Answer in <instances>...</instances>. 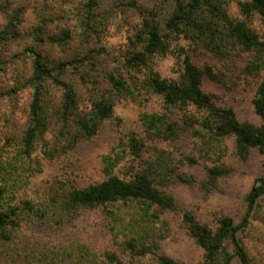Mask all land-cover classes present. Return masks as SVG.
Here are the masks:
<instances>
[{
    "label": "trees",
    "instance_id": "1",
    "mask_svg": "<svg viewBox=\"0 0 264 264\" xmlns=\"http://www.w3.org/2000/svg\"><path fill=\"white\" fill-rule=\"evenodd\" d=\"M126 1L107 0L106 5L105 0H47L54 14H61V20L67 19L69 24L56 33L50 31L42 10L37 17L35 36L40 43L29 50L31 75L25 83L32 92L30 122L19 139L7 138L0 144V264H125L115 251L98 254L70 231L88 213H95L103 233L132 257L153 256L152 264H177L160 253L171 234L165 213L178 209L167 190L197 184V177L184 171L196 166L197 160L189 156L177 159L161 144L176 143L181 127L193 132L199 140L200 157L212 163L204 184L208 193L220 179L232 174L225 163L231 150L229 140L242 160H247L252 150H259L264 167V80L253 100L261 125L242 122L233 108L217 105L203 88L205 80L224 86L223 74L212 65L200 67L191 56V51L199 50L219 56L233 44L250 54L242 77L248 81L258 78L264 71V36H259L249 21L258 15L264 22V0H172L162 21L143 0H131L125 10L137 14L139 23L129 37L127 56L107 75L109 89L75 120L71 138L38 153L39 136L54 120L68 124L78 110L70 72L91 61L90 55L83 54L87 46L100 38L111 19L126 15L124 9L115 13L112 8ZM234 2L242 19L230 13ZM16 15L10 28L17 25ZM76 35L83 45L77 55L65 61H53L46 55V46L68 47ZM172 55L181 60L179 76L165 78L157 60ZM54 88L60 99L49 113L45 97ZM153 98L159 99L160 109L142 111L139 129L120 133L100 158L98 179L77 181L64 173L36 183L52 162L97 138L103 126L115 119L122 100L143 107ZM150 145L153 154L147 156ZM245 202L240 221L225 216L215 229L197 221L192 212L183 213L190 237L204 251L203 264H260L250 254L243 234L264 202V179H257Z\"/></svg>",
    "mask_w": 264,
    "mask_h": 264
},
{
    "label": "rangeland",
    "instance_id": "2",
    "mask_svg": "<svg viewBox=\"0 0 264 264\" xmlns=\"http://www.w3.org/2000/svg\"><path fill=\"white\" fill-rule=\"evenodd\" d=\"M105 1L108 5L107 0ZM130 2L133 1L118 2L112 6L115 13L124 9L126 15H117L111 19L100 38L94 39L93 45H88L86 52L83 53L90 55L91 61L70 72L69 80L76 88L79 108L68 124L54 120L49 129L39 136L38 153L48 145L52 148L53 145L60 146L67 138H71L76 131L75 120L87 113L92 102L109 89L107 75L127 56L129 37L139 23L137 14L125 10ZM142 2L146 8L153 9L157 19L162 21L169 11L172 0ZM41 10L51 32L56 33L69 25L67 19L61 20V14H54L47 0L26 2L0 0V144H3L7 138L19 139L30 122L32 92L25 83L31 75L32 53L29 50L36 43H40L35 31ZM15 13L19 14L18 20H15L17 25L10 28V21L17 16ZM230 13L234 18L242 19L236 2L231 4ZM249 23L259 36H264V22L258 15L253 16ZM7 35L8 39H5ZM78 38L79 36L76 35L74 42L68 47L49 44L44 51L53 61H65L82 50L83 45ZM185 47L188 49L189 46ZM191 56L192 61L200 67L212 65L223 74L224 86H216L207 80L203 85L204 90L214 96L217 105L233 108L237 118L242 122L261 125V119L254 111L253 100L259 84L264 80V71L258 78L249 81L242 77V68L250 58L249 53L230 44L219 56L204 50L195 53L191 51ZM180 61L173 55L158 58V68L163 77L171 79L178 77ZM56 90V88L52 89L45 97V107L49 113L52 111L51 108L59 104L60 96ZM151 108L160 109L159 99L153 98L143 107L122 100L116 107L115 119L103 126L97 138L69 152L61 160L52 162L35 180L36 183L51 180L55 175L61 177L64 173L77 181L98 179L101 156L109 151L110 145L116 142L120 133L138 130L140 113ZM181 128L180 139L176 143L161 144V146L173 151L177 159L195 157L196 166L185 167L184 171L195 175L198 183L191 186L175 185L167 190L175 197L178 209L165 213L164 217L171 225V234L163 243L160 253L170 256L177 264H203L204 251L190 237L183 213L192 212L197 221L206 223L214 229L218 226L219 220L225 216L240 221L246 210L247 194L257 179H264L263 154L254 149L247 160H242L233 152V141L229 140L228 145L231 150L225 163L232 169V174L220 179L216 188L208 193L204 190V184L207 180V169L212 163L200 157L197 146L199 140L194 137L193 132L188 128ZM146 153L147 156L153 154L152 145L146 149ZM70 231L75 233L76 238L90 244L98 254L115 251L125 264H152L154 260L153 256L145 259L132 257L118 244L112 243L103 233L100 219L95 213L82 215ZM243 238L250 254L260 264H264V202L256 212L251 227L246 234H243Z\"/></svg>",
    "mask_w": 264,
    "mask_h": 264
}]
</instances>
